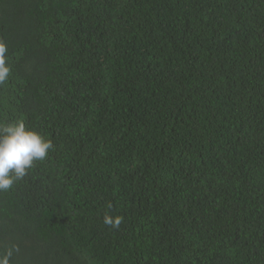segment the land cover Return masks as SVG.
<instances>
[{
  "label": "trees",
  "instance_id": "obj_1",
  "mask_svg": "<svg viewBox=\"0 0 264 264\" xmlns=\"http://www.w3.org/2000/svg\"><path fill=\"white\" fill-rule=\"evenodd\" d=\"M0 39V123L54 146L10 264H264V0H0Z\"/></svg>",
  "mask_w": 264,
  "mask_h": 264
},
{
  "label": "clouds",
  "instance_id": "obj_2",
  "mask_svg": "<svg viewBox=\"0 0 264 264\" xmlns=\"http://www.w3.org/2000/svg\"><path fill=\"white\" fill-rule=\"evenodd\" d=\"M8 48L0 39V86L5 85L12 75L7 62ZM51 140L45 139L36 131L29 130L22 118L11 122L0 123V191H8L16 181L24 179L29 169L37 162L47 159V154L53 150ZM109 209L111 204L107 206ZM106 226L119 229L123 223L122 216H110L107 212L103 217ZM20 252L18 244L10 245L0 252V264H10L14 254Z\"/></svg>",
  "mask_w": 264,
  "mask_h": 264
}]
</instances>
